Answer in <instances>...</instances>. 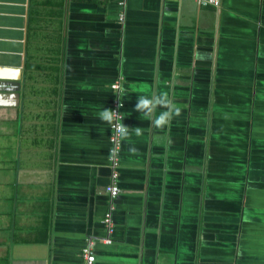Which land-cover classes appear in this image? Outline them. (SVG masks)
<instances>
[{"label":"crops","instance_id":"crops-1","mask_svg":"<svg viewBox=\"0 0 264 264\" xmlns=\"http://www.w3.org/2000/svg\"><path fill=\"white\" fill-rule=\"evenodd\" d=\"M89 243L95 264H264V0H0V264Z\"/></svg>","mask_w":264,"mask_h":264},{"label":"built area","instance_id":"built-area-1","mask_svg":"<svg viewBox=\"0 0 264 264\" xmlns=\"http://www.w3.org/2000/svg\"><path fill=\"white\" fill-rule=\"evenodd\" d=\"M201 4L207 5V6H213L218 7L221 4V0H199ZM114 89H118L119 85L118 83H114L113 85ZM122 102L117 101L113 108H112V118H113V124H112V136H111V148H110V156L109 161L111 164V167L113 169V179L114 181H117L118 179V169H119V162H120V151H121V141H122V133L124 131L123 126V113L121 111ZM108 192L110 193L111 197H116L119 192L120 188L116 183H113L108 187ZM106 222H110V213H107ZM91 242V241H90ZM91 244L89 243L88 246H86L83 250V257L84 262L83 264H95V255L91 250Z\"/></svg>","mask_w":264,"mask_h":264}]
</instances>
